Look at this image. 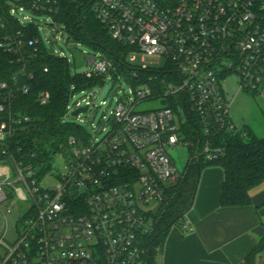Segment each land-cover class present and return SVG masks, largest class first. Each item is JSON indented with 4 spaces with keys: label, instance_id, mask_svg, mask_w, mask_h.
Segmentation results:
<instances>
[{
    "label": "built area",
    "instance_id": "2783aa9c",
    "mask_svg": "<svg viewBox=\"0 0 264 264\" xmlns=\"http://www.w3.org/2000/svg\"><path fill=\"white\" fill-rule=\"evenodd\" d=\"M69 1L77 2L0 0V50L24 64L44 47L26 11L52 18L45 24L51 34L70 41L65 25L55 19ZM93 12L113 40L129 47L123 68H134L126 77L132 96L116 101L102 138L88 134L83 142L71 136L64 152L48 160L31 153V161L24 162L12 146L29 117L12 110L8 90L0 103V212L13 197L26 209L15 241L0 239V264H147L155 215L166 192L186 173V166L183 172L176 169L168 149L188 147L186 165L223 155L219 136L238 130L229 115L234 96L228 98L221 84L227 75H238L237 92L264 100V0H94ZM136 52L164 58L165 66L144 78L139 73L149 70L146 66L128 64ZM86 55L81 74L100 77L101 84H95L100 86L108 72H115L113 60ZM17 90L27 93L28 86ZM94 97L81 101L89 109ZM46 98L43 92L38 96L41 104ZM155 99H171L173 105L135 111L139 103ZM74 107L68 104L65 116L83 106L76 101ZM187 121L198 130L195 140L182 135ZM58 156L63 167L53 171ZM182 228L187 231L188 222Z\"/></svg>",
    "mask_w": 264,
    "mask_h": 264
},
{
    "label": "trees",
    "instance_id": "16d2710c",
    "mask_svg": "<svg viewBox=\"0 0 264 264\" xmlns=\"http://www.w3.org/2000/svg\"><path fill=\"white\" fill-rule=\"evenodd\" d=\"M93 4L94 0L69 1L55 19L65 25L70 39L97 49L100 54L113 60L115 71L128 76L134 70L123 68L129 47L110 37L106 28L96 19ZM29 74H32L31 79L28 78ZM139 74L147 78L151 71L143 70ZM13 77L17 84H14ZM99 78L88 79L81 73L72 74L66 58L49 54L42 46L38 47L35 56L24 64L16 63L10 54L0 50V84H7V89L0 88V103L6 100L8 90H11V96L6 102L14 112L29 117V121L19 130L17 143L12 146L16 155L24 162L31 161V153L36 154L37 160H48L51 154L65 151L67 139L71 136L85 142L89 133L74 123L65 122L64 117L72 94L90 89L96 83L101 84ZM22 84L28 86L27 93L17 90ZM41 92L47 95L44 104L38 99ZM166 102L173 105L171 99ZM181 132L189 140L198 137V130L190 121L182 125ZM219 140L224 147L222 156L205 163L197 160L188 162L183 180L166 192L164 201L155 215L154 230L148 238L147 264H156L169 229L184 224L202 168L219 165L223 169L224 179L219 197L222 207L250 204L251 190L264 182V136L259 138L249 130H237L221 134ZM48 168L47 165L42 170ZM263 254L264 234L245 256L243 264H264V260L257 263V259Z\"/></svg>",
    "mask_w": 264,
    "mask_h": 264
},
{
    "label": "rangeland",
    "instance_id": "374dc122",
    "mask_svg": "<svg viewBox=\"0 0 264 264\" xmlns=\"http://www.w3.org/2000/svg\"><path fill=\"white\" fill-rule=\"evenodd\" d=\"M24 13V12H23ZM29 14L37 24L39 36L43 42L44 48L47 53L52 54L54 51L58 54L63 53L70 65L72 74L82 73L86 69L87 54L97 55L99 51L91 46L79 43L71 39L68 42H63L59 36L55 37L50 32V26L45 25L51 23L52 18L47 16H34L27 11L24 13ZM17 17H21L18 15ZM74 43V44H73ZM74 45V47H72ZM130 67L146 66L147 69L157 71L165 66V59L158 60L145 57L144 54L136 52L134 58L128 62ZM129 73V72H128ZM127 75V74H126ZM126 75L121 72L115 71L113 74L109 72L104 76V83L100 86H94L90 89H85L82 92H76L70 99L69 106L74 107L76 101L80 102V106H84L82 99L88 97L92 93L95 97L91 99L93 106H91L86 113L79 114L78 117L68 116L64 117V121L74 123L85 129L92 138L100 139L111 127L108 120L110 111L114 108L116 101L119 99L127 100V95L132 96L129 91L131 90L130 83L126 80ZM118 76V77H117ZM238 75L229 74L222 81V88L228 98L234 96L233 101L229 108V115L235 124L236 128L240 131L249 130L255 137L264 136V100L261 97H255L252 94L239 91L238 89ZM237 92V93H236ZM88 100V98H87ZM102 102H104L102 104ZM167 102L161 99L147 100L139 103L135 107V111H148L161 108ZM168 153L173 159L176 169L183 172L186 163L189 159L190 150L186 146H178L177 148H169ZM63 167V160L60 156L55 158L53 162V171ZM26 205L15 197L10 199L7 204L1 207V221H0V239H3L7 244H12L16 237V229L19 228L17 223L19 217L25 211ZM157 209L154 210V214ZM179 230H183L182 226H176ZM4 250L0 245V253ZM160 256V255H159ZM159 256L156 264H160ZM264 260V254L257 259V263Z\"/></svg>",
    "mask_w": 264,
    "mask_h": 264
},
{
    "label": "crops",
    "instance_id": "0c3cea01",
    "mask_svg": "<svg viewBox=\"0 0 264 264\" xmlns=\"http://www.w3.org/2000/svg\"><path fill=\"white\" fill-rule=\"evenodd\" d=\"M223 169H201L192 205L185 215L189 229L172 226L160 264H243L264 234V182L250 192V204L222 207Z\"/></svg>",
    "mask_w": 264,
    "mask_h": 264
},
{
    "label": "water",
    "instance_id": "95a60500",
    "mask_svg": "<svg viewBox=\"0 0 264 264\" xmlns=\"http://www.w3.org/2000/svg\"><path fill=\"white\" fill-rule=\"evenodd\" d=\"M88 111V106L85 105L83 107H78L76 109H74L71 113L70 116L72 117H77L79 114L81 113H86Z\"/></svg>",
    "mask_w": 264,
    "mask_h": 264
}]
</instances>
